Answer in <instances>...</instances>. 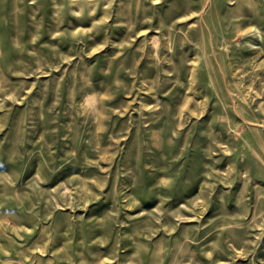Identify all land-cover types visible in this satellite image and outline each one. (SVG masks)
Segmentation results:
<instances>
[{"label":"rangeland","instance_id":"rangeland-1","mask_svg":"<svg viewBox=\"0 0 264 264\" xmlns=\"http://www.w3.org/2000/svg\"><path fill=\"white\" fill-rule=\"evenodd\" d=\"M0 264H264V0H0Z\"/></svg>","mask_w":264,"mask_h":264}]
</instances>
